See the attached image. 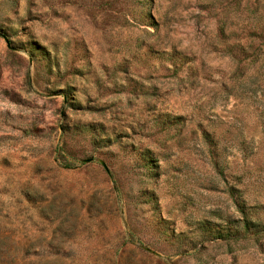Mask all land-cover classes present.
<instances>
[{
	"label": "rangeland",
	"instance_id": "obj_1",
	"mask_svg": "<svg viewBox=\"0 0 264 264\" xmlns=\"http://www.w3.org/2000/svg\"><path fill=\"white\" fill-rule=\"evenodd\" d=\"M0 264H264V0H0Z\"/></svg>",
	"mask_w": 264,
	"mask_h": 264
},
{
	"label": "trees",
	"instance_id": "obj_2",
	"mask_svg": "<svg viewBox=\"0 0 264 264\" xmlns=\"http://www.w3.org/2000/svg\"><path fill=\"white\" fill-rule=\"evenodd\" d=\"M64 166H66V165H64ZM239 208L240 207H238V211L240 212V214H243V211H241V209H239ZM239 224H240V229H241L242 232H247L249 227L252 226L250 221L247 220L245 217H244L243 220H241L239 222ZM231 232H232L231 227H228V228H225L224 230L219 231L215 236H216V238H222V236L229 238L233 234ZM221 234H222V236H221Z\"/></svg>",
	"mask_w": 264,
	"mask_h": 264
},
{
	"label": "water",
	"instance_id": "obj_3",
	"mask_svg": "<svg viewBox=\"0 0 264 264\" xmlns=\"http://www.w3.org/2000/svg\"><path fill=\"white\" fill-rule=\"evenodd\" d=\"M90 160H85V161H83L84 163H86V162H89ZM98 163H99V165L102 167V169L106 172L107 170H106V167H105V165L101 162V161H98Z\"/></svg>",
	"mask_w": 264,
	"mask_h": 264
}]
</instances>
